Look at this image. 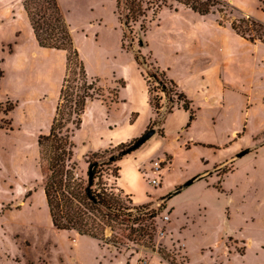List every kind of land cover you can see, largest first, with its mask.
<instances>
[{
	"label": "rangeland",
	"instance_id": "obj_1",
	"mask_svg": "<svg viewBox=\"0 0 264 264\" xmlns=\"http://www.w3.org/2000/svg\"><path fill=\"white\" fill-rule=\"evenodd\" d=\"M224 1L235 8L233 17L247 16L264 24V0ZM60 5L67 23L80 29L81 36L85 37L87 30L94 28L106 46H116L121 25L118 17L125 11H116L115 0H61ZM168 5L166 9L173 11L185 8L173 1ZM17 8H20L18 0H0V19L8 17ZM152 11L151 6L144 19L131 24L125 45L130 43L133 51H139L146 58L148 66L144 65L141 72L153 90V96L162 97L159 104L162 113L167 101L163 94L155 91L157 85L148 76L157 67L148 60L147 52L142 53L143 47L138 46V40H143L144 34L140 25L148 31ZM209 16L211 21L217 20L216 14ZM221 39V36L211 35V71H216L214 77L219 82L218 68L225 59L223 70L234 86L226 87L221 93L218 83L216 87L212 84L208 102L197 97L195 109L200 110L199 121L186 133L180 132L186 126L181 114L164 122L163 143L174 158L172 168L163 174L160 187L153 188L145 181L155 176L150 165L143 172V183L133 181L136 191L147 198L144 201L147 203L135 206L117 189L112 175L117 163L100 169L93 189L119 200L122 209L118 218L109 220L104 240L98 241L99 245L88 237H81L74 243L77 238L74 231H58L52 227L41 187L36 142L29 135L12 131L11 112L5 115L2 111L7 102H15L2 101L0 93V264H147L149 260L150 264H167L161 254L176 264H264V45L236 39V42H230L229 52L221 46ZM23 47L28 66L45 67L53 84L57 80L59 63L55 50L37 46L42 50L33 53L29 46ZM219 48L226 49V54L222 56ZM85 49L84 46L83 51ZM10 51L11 45L5 53ZM2 57L0 53V62ZM128 58L129 69L123 81H128L129 88L121 98L126 105L114 113L117 135L104 137L105 141L119 138L127 124H139L151 118L146 106V90L138 74L141 72L135 71L132 58ZM124 60L127 62L126 58ZM7 66L13 73L11 64ZM2 75L0 67V78ZM178 78L182 80L183 75L180 73ZM110 81L108 79L107 83ZM99 86L103 90L100 98L108 103L112 99L111 89L103 83ZM126 106L137 109L131 112L137 114L136 120H131ZM84 132L81 131L77 139ZM238 133L242 137L235 139ZM152 137L140 147L137 155L149 159L148 164L161 159V151L159 155L152 156L151 153L164 146ZM187 143L189 149L185 148ZM195 143L205 147H193ZM111 150L107 149L103 156L108 157ZM164 158L167 168L170 157ZM233 159L235 162L230 165ZM130 161L128 158L122 163L126 174L130 172ZM87 172L88 164L84 158L77 166L76 177L86 183ZM196 177H199L198 181L163 201L164 196ZM28 192L30 197L27 198ZM158 210L160 213L154 218L134 222L144 214ZM161 213L169 214L168 223L160 221ZM149 224L154 228L152 239L137 237L135 231ZM131 233L134 234L130 236Z\"/></svg>",
	"mask_w": 264,
	"mask_h": 264
},
{
	"label": "crops",
	"instance_id": "obj_2",
	"mask_svg": "<svg viewBox=\"0 0 264 264\" xmlns=\"http://www.w3.org/2000/svg\"><path fill=\"white\" fill-rule=\"evenodd\" d=\"M59 3L61 4V0H59ZM210 18V16H199L187 8H181L176 11L164 8L158 12L155 19H151L149 29L146 31L147 33L145 32L143 34L145 46L142 48V53L147 52L151 55L154 65L160 71H165L167 77L177 84L179 91L185 94L191 101V108L195 111V119L188 127L185 126L184 130L183 128L180 129V132L184 131V133L187 130H191L199 121L200 110L195 109V99L197 97L208 102L211 97L210 86L212 84L216 87L218 83L221 93H223L226 87L234 86L232 85L231 78L227 77L223 70L225 59L222 60L220 67L217 66L219 67L217 73L220 74L219 82L215 80L214 76L216 71L213 73L210 67V62L213 59L210 53L211 35L221 36V46H225L229 52L231 49L230 42H236V39L247 42L238 36L228 24L219 26L216 20L213 19L211 21ZM69 26L75 47L84 63L88 77L99 79L100 83L108 85L107 87L113 90L120 81L126 80L125 74L129 69V56L132 58V67H134L136 72H141V69H139L133 59L132 52L123 50L121 47L122 25H120L118 43L114 48L106 46L104 41L96 33L97 29L89 28L86 36L83 37L80 34V29H75L72 24ZM258 44L259 42L254 45ZM9 45H11V51L5 53V49ZM25 45L29 46L33 50V53L42 50L37 47L38 45L33 38L26 15L20 5V8L12 10L8 17L0 19V53L3 54L0 62V67L3 72L0 78V93L3 95L2 101L9 99L10 102L13 101L16 103L15 108L10 113L12 131H17L21 135H29L36 142L37 137L41 134H47L51 126L65 71V53L53 51L57 53L59 63L57 66V80L51 84L48 75H46L47 72L45 71L47 70L45 67L40 68L34 65L35 68H31L28 66L23 47ZM84 46L86 47L85 51H83ZM219 50L222 56L223 53L226 54V49L219 48ZM125 58L127 62H125ZM9 64L13 68V73H10L7 68ZM33 72H36V75ZM180 73L183 75L182 80L178 78ZM108 79H111L110 84L107 83ZM140 81H142L144 89L146 90V106L151 112V118L139 124L137 122L127 124L124 127L123 133L119 135V138L114 141H105L104 137H110L114 134L117 135L114 113L118 109L125 107L126 102L124 103L121 98H123L122 94L124 91L129 88V83L128 81H123L125 86L119 89L117 100L114 102H111V99L107 103L102 98L89 100L85 107L81 129L73 137L75 144L74 161L77 165L87 155L101 153L121 143L130 142L139 138L144 133L149 122L154 119V112L148 105L147 87L141 74ZM250 82H252L251 78ZM126 109L127 114L137 110L131 107L128 108L127 106ZM175 114L183 115V122L187 124L188 113L182 109L181 104L175 106L173 112L165 117L164 122H167ZM163 125L161 126L162 129ZM107 126L109 127L107 128ZM242 130L243 128L241 132ZM81 131H85V134L77 139ZM238 135L239 133L235 135V139L242 137ZM152 138H157V141L164 145L162 150L152 151V156L155 154L159 155L161 151V159L165 156L170 157L169 166L162 172V184L163 174L172 168L174 158L167 151L163 143L165 134L164 137H161L155 133ZM198 145L200 144H192L193 147ZM141 148L126 155L117 162L119 177L115 180L117 189L124 195H127L135 206L147 203V201L144 202L147 198L144 195L140 196V193L138 194V191H136L133 185V181L135 180L143 183V172L144 170L146 172V168L150 165L148 164L149 159L137 157ZM185 148H190L188 143L185 145ZM207 148L215 149L213 146H207ZM128 158H131V161L128 163L130 172L126 174L122 163ZM231 162L234 163L235 159L231 160ZM206 164L207 162H205ZM144 185L146 184L144 183ZM81 237L85 238L86 236L77 235L74 243H77ZM96 243L99 245L98 241ZM184 247L186 251L185 244ZM159 259L162 260L161 258ZM147 264H150V260Z\"/></svg>",
	"mask_w": 264,
	"mask_h": 264
},
{
	"label": "trees",
	"instance_id": "obj_3",
	"mask_svg": "<svg viewBox=\"0 0 264 264\" xmlns=\"http://www.w3.org/2000/svg\"><path fill=\"white\" fill-rule=\"evenodd\" d=\"M169 1L182 5L202 17L216 14V22L219 26L228 24L247 42L251 44L259 42L264 45V24L247 16L233 17L235 8L224 0H115L116 11L120 9L125 11V14L118 17L122 25L121 47L123 50L132 52L139 69H143L146 65V58L139 51H133L130 43L125 45L127 32H131V24L146 17V11L151 6L153 7L152 17L155 19L162 8H169ZM18 2L26 15L38 47L65 53V71L50 129L47 134H41L36 139L37 165L51 225L58 231H74L79 236L103 242L104 231L109 225V220L118 218L122 207L119 200L106 196L101 190L93 189L94 181L103 166L116 164L126 155L136 151L131 150V146L138 138L112 148L114 151L111 150L108 157L103 156L107 150L100 154L87 155L88 167L96 163L92 177L87 178L86 183L76 177L78 165L74 161L73 137L81 127L87 102L91 99H100L103 96V90L99 86V79L90 78L86 73L59 0H18ZM140 28L144 33L147 30L143 24ZM138 46L144 47L145 42L138 40ZM148 60H152L151 55L148 56ZM150 66L154 69V66ZM140 74L146 83L148 105L154 112V119L149 122L142 135L154 130L159 136L164 137L161 126L165 117L171 114L178 104H181L182 109L188 113L186 124L188 127L195 119V111L191 108V101L179 91L177 84L167 77L165 71H160L158 68L148 73L157 85L155 91L163 94L167 101L165 110L161 113L159 104L162 97L153 96V90L148 87L143 73ZM124 86V82L120 81L117 87L111 90L110 95L113 97L111 102L117 100L119 89ZM15 106L16 103L7 102L2 113L5 115L10 113ZM136 118L137 114L133 113L131 120L134 121ZM112 175L117 180L119 167L113 169ZM26 197H30V192ZM158 213H160L159 210L152 214H144L134 222L152 219ZM135 232L137 237L148 236L151 240L154 228L149 224ZM132 234L134 233L130 236ZM161 258L168 264H176L173 259L165 255L161 254Z\"/></svg>",
	"mask_w": 264,
	"mask_h": 264
},
{
	"label": "built area",
	"instance_id": "obj_4",
	"mask_svg": "<svg viewBox=\"0 0 264 264\" xmlns=\"http://www.w3.org/2000/svg\"><path fill=\"white\" fill-rule=\"evenodd\" d=\"M151 165V169L154 173L155 176L153 178H147L145 179V181L147 182V184L153 188L159 187L161 185V178H162V172L163 170L166 168V166L168 165L166 158H162V159H156L150 162ZM134 211V210H131ZM135 213V212H134ZM161 217L159 218L161 222L163 223H168L169 222V214H160ZM140 264V263H138ZM144 264V263H141Z\"/></svg>",
	"mask_w": 264,
	"mask_h": 264
},
{
	"label": "water",
	"instance_id": "obj_5",
	"mask_svg": "<svg viewBox=\"0 0 264 264\" xmlns=\"http://www.w3.org/2000/svg\"><path fill=\"white\" fill-rule=\"evenodd\" d=\"M155 131L152 130L142 136H140L136 142H134V144L131 146V150H137L139 149L147 140H149V138H151L154 135ZM245 153L241 154L238 156L241 157L243 156ZM96 165V163H93L91 166L88 167V172H87V178L90 179L92 177L93 174V168ZM199 177L196 178H192L189 181H187L184 185L180 186L179 188H177L174 192H171L170 194H168L166 196V198H163V201L165 200H169L171 199L173 196L179 194L180 192H182L185 188H187L189 185L193 184L194 182L198 181Z\"/></svg>",
	"mask_w": 264,
	"mask_h": 264
}]
</instances>
